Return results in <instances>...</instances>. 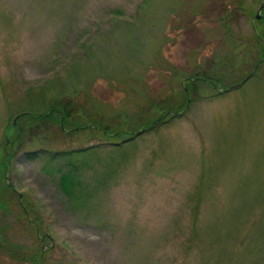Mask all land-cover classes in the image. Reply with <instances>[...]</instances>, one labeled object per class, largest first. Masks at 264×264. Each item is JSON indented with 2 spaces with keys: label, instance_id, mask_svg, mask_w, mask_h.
Masks as SVG:
<instances>
[{
  "label": "rangeland",
  "instance_id": "374dc122",
  "mask_svg": "<svg viewBox=\"0 0 264 264\" xmlns=\"http://www.w3.org/2000/svg\"><path fill=\"white\" fill-rule=\"evenodd\" d=\"M262 1L0 0V264H264Z\"/></svg>",
  "mask_w": 264,
  "mask_h": 264
},
{
  "label": "trees",
  "instance_id": "16d2710c",
  "mask_svg": "<svg viewBox=\"0 0 264 264\" xmlns=\"http://www.w3.org/2000/svg\"><path fill=\"white\" fill-rule=\"evenodd\" d=\"M238 2H240V5L236 9L233 10V12L230 14L229 17H227L228 20L234 14L235 15H239V14L244 13V10L246 9L245 8V0H237L236 5H237ZM263 13H264V9H263ZM191 85H192V83H191ZM190 86H188V88H187V86H185L186 87L185 89H187L186 91H188ZM54 104H56V105H54ZM54 104L51 105V108H49V110L46 113L41 114L38 117H40V118L43 117V119H46V118H50L52 116V114H56L58 116L59 120H60V117L62 118V122H63V119H65L70 113L69 109H68L69 113L67 112V104L66 105H59L57 102H54ZM18 115H19V117L24 118L27 115V113L22 112V113H19ZM163 121H164V118L162 116H160L156 120L150 121L148 124L143 125V127H141V128H145V130H148L153 125L157 126L158 124H161L160 122H163ZM67 124H69V123H67ZM75 124H76L75 126L78 125L77 122ZM20 131H21L20 129H16L15 126H13V124H11V132H10L11 134L10 133L6 134V132H5L4 144H7L8 138L13 137L12 141H10V143H12V144H10V145L7 144L8 147L12 148V145L14 143H16V140L19 138ZM105 132L108 135H109V133L115 134L114 132H111V131L107 132L106 130L103 131V134ZM116 133H118V132L116 131ZM118 135H119V133H118ZM133 137H134V134L133 135H128V137H124V139L120 140V142L122 144L127 143V142H131ZM8 147L5 148L4 145L2 144L1 148H0V191H2L3 189H6L9 192L14 194V190L11 187V185L9 183H6L7 177H6L5 173L9 169V164L11 162V158H12V155H13L11 149L8 148ZM93 147L94 146L85 147V148H79V149H77L78 151H74V152H72V151L56 152V153H51L49 155L48 159H50V160L56 159V170H58V171L60 170L61 171V167L63 166L60 163L61 160L62 161L64 160L63 162H66L67 164H69L71 166L70 169H67L65 172H62L60 174V182H61L62 186H64V185L69 186V189H68L69 192H72V185L74 183H79V182H75V177H76V174L78 173V164L76 165V164L72 163V160H73L72 157L73 156H79V155H82V156L86 155L87 153H89L92 150ZM43 152L44 151L39 150L37 152L35 151L33 153H27V155L39 156V154L43 153ZM67 157H69L70 159L72 158V160L71 161H69V160L67 161ZM74 160H77V159L75 158ZM0 207L3 209L5 207V204H1L0 203Z\"/></svg>",
  "mask_w": 264,
  "mask_h": 264
},
{
  "label": "water",
  "instance_id": "95a60500",
  "mask_svg": "<svg viewBox=\"0 0 264 264\" xmlns=\"http://www.w3.org/2000/svg\"><path fill=\"white\" fill-rule=\"evenodd\" d=\"M263 7H264V0L260 3V6L257 10V14H256L257 18L260 17V12L262 11Z\"/></svg>",
  "mask_w": 264,
  "mask_h": 264
},
{
  "label": "flooded vegetation",
  "instance_id": "af4514ba",
  "mask_svg": "<svg viewBox=\"0 0 264 264\" xmlns=\"http://www.w3.org/2000/svg\"><path fill=\"white\" fill-rule=\"evenodd\" d=\"M263 9H264V7H263ZM263 9H262L261 13H262V15H263V18H264V13H263Z\"/></svg>",
  "mask_w": 264,
  "mask_h": 264
}]
</instances>
